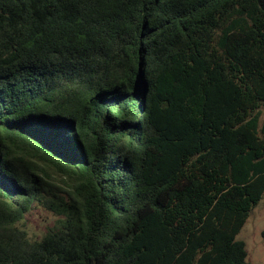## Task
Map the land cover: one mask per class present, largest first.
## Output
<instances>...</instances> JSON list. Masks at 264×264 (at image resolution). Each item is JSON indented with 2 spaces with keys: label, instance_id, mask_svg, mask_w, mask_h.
Segmentation results:
<instances>
[{
  "label": "trees",
  "instance_id": "obj_1",
  "mask_svg": "<svg viewBox=\"0 0 264 264\" xmlns=\"http://www.w3.org/2000/svg\"><path fill=\"white\" fill-rule=\"evenodd\" d=\"M263 108L264 0H0V264H248Z\"/></svg>",
  "mask_w": 264,
  "mask_h": 264
},
{
  "label": "rangeland",
  "instance_id": "obj_2",
  "mask_svg": "<svg viewBox=\"0 0 264 264\" xmlns=\"http://www.w3.org/2000/svg\"><path fill=\"white\" fill-rule=\"evenodd\" d=\"M56 218L54 213L35 207L25 215L19 225L25 228L30 239H36L46 231L47 226L55 222ZM236 239L243 240L245 244L248 264H264V193L250 210L247 220L236 234Z\"/></svg>",
  "mask_w": 264,
  "mask_h": 264
}]
</instances>
